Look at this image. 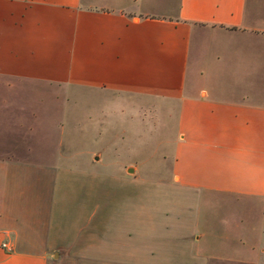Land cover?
Here are the masks:
<instances>
[{"label": "crops", "instance_id": "0c3cea01", "mask_svg": "<svg viewBox=\"0 0 264 264\" xmlns=\"http://www.w3.org/2000/svg\"><path fill=\"white\" fill-rule=\"evenodd\" d=\"M34 85L155 105L168 169L118 224L100 175L28 145L0 94V264H264V0H0V91Z\"/></svg>", "mask_w": 264, "mask_h": 264}, {"label": "rangeland", "instance_id": "374dc122", "mask_svg": "<svg viewBox=\"0 0 264 264\" xmlns=\"http://www.w3.org/2000/svg\"><path fill=\"white\" fill-rule=\"evenodd\" d=\"M0 94L22 105L20 111L17 107L10 110L13 119L6 118V123L13 126L16 120L23 126L32 127L33 133L25 140L28 145L40 147L45 142L55 147L60 142L64 147L69 145L70 163L77 162V167L86 176L84 189H88L90 175H100L103 212L108 211L110 197L116 198L118 224L122 223L131 202L127 198L134 196L136 204L135 196L143 178L147 180L144 185L150 186L151 199H159L163 184L159 181L161 171L168 169L162 160L164 135L159 124L153 123L157 121L156 117L141 118L143 112H155V105L148 106L136 97L81 87L34 85L5 93L1 90ZM5 137L9 142L18 140L19 136L7 134ZM23 147L16 152L25 154ZM91 158L95 162H84ZM127 161L139 164L140 177L133 180L125 174L130 173L123 171L122 164ZM157 210L158 207H151L150 211L156 220ZM134 213L139 217L136 207Z\"/></svg>", "mask_w": 264, "mask_h": 264}, {"label": "built area", "instance_id": "2783aa9c", "mask_svg": "<svg viewBox=\"0 0 264 264\" xmlns=\"http://www.w3.org/2000/svg\"><path fill=\"white\" fill-rule=\"evenodd\" d=\"M2 247H4V248H6V249L10 250V247H9V246H7V245H6V243H2Z\"/></svg>", "mask_w": 264, "mask_h": 264}]
</instances>
